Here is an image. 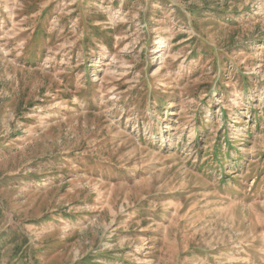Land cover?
<instances>
[{"label": "rangeland", "instance_id": "1", "mask_svg": "<svg viewBox=\"0 0 264 264\" xmlns=\"http://www.w3.org/2000/svg\"><path fill=\"white\" fill-rule=\"evenodd\" d=\"M0 264H264V0H0Z\"/></svg>", "mask_w": 264, "mask_h": 264}]
</instances>
